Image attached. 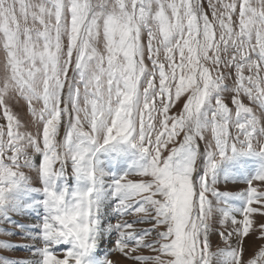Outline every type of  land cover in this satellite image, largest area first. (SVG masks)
<instances>
[{
	"label": "snow or ice",
	"instance_id": "snow-or-ice-1",
	"mask_svg": "<svg viewBox=\"0 0 264 264\" xmlns=\"http://www.w3.org/2000/svg\"><path fill=\"white\" fill-rule=\"evenodd\" d=\"M0 221V264H264V0H0Z\"/></svg>",
	"mask_w": 264,
	"mask_h": 264
},
{
	"label": "rangeland",
	"instance_id": "rangeland-1",
	"mask_svg": "<svg viewBox=\"0 0 264 264\" xmlns=\"http://www.w3.org/2000/svg\"><path fill=\"white\" fill-rule=\"evenodd\" d=\"M16 111H18L21 116L24 118V119H29V117L26 115V107L23 105V102H21V106L16 108ZM259 219V217H258ZM1 235L4 236L3 233H0ZM113 238H115V236L113 235ZM17 240H15L14 242H16ZM211 241H212V244H213V247L215 248V246L217 245L218 241H219V237L216 236V235H213L212 238H211ZM255 243V237L254 236H251L249 237L246 242H245V246L246 247H251L253 244ZM146 254H147V251L145 250ZM8 253L7 251L4 253L6 254ZM112 257L114 259H116V261L118 262V264H133L132 261L130 260H127V258H124L122 256V254L118 253V252H113L112 253Z\"/></svg>",
	"mask_w": 264,
	"mask_h": 264
}]
</instances>
